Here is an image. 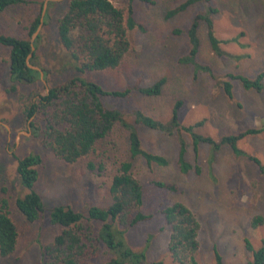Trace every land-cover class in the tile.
<instances>
[{
	"label": "rangeland",
	"instance_id": "rangeland-1",
	"mask_svg": "<svg viewBox=\"0 0 264 264\" xmlns=\"http://www.w3.org/2000/svg\"><path fill=\"white\" fill-rule=\"evenodd\" d=\"M26 1L0 11V32L26 36V24L41 3L43 7L45 4L42 15L46 23L38 29L41 37L35 62L47 70V76L30 84L17 83L12 89L7 72L8 48L0 46V199H7L9 215L18 228L16 248L8 256L0 255V264H39L41 246L60 230L49 221V210L67 205L86 212L90 205H107L116 167L119 161L130 158L127 132L116 125L87 156L66 162L42 143L39 124H31L34 116H24L22 110L27 104L44 95L50 86L77 74L95 80L105 89L131 87L125 97H106V105L125 113L144 149L168 160L166 165L158 166L140 157L131 159L133 174L143 185L142 211L154 215L126 232L129 245L134 249L144 247L148 263L161 260L169 264V228H162L165 221L159 209L180 201L200 221L198 238L204 261L213 260L216 248L224 264H246L250 252L244 238L254 245L264 238V130L238 139L236 152L228 143L214 148L200 140L195 145L190 132L182 128L166 131L146 127L135 122L134 113L139 110L168 122L175 102L181 100L177 111L180 126L202 120L200 126L194 127L195 132L217 142L225 135L263 126L264 92L244 89L238 79H230L228 74L253 78L264 70V0L198 1L173 14L169 11L185 0H111L123 10L125 19L129 5L133 7L136 25L128 32L129 50L117 67L84 74L69 67V55L56 38V20L67 0ZM207 4L215 11L207 12ZM199 13L211 19V31L220 40L221 54L212 50L210 28L203 18L196 32L198 50L191 56L187 32ZM161 77L165 82L157 95L136 89L151 86ZM227 79L232 85L231 96L222 84ZM181 142L184 159L199 165V173L194 169L180 171ZM27 154L41 157L33 189L40 194L44 210L34 222L27 221L14 204L16 197L28 191L16 172L18 160ZM89 161L94 168L88 167ZM153 179L174 183L178 190L157 187ZM255 215H262L263 222L253 227Z\"/></svg>",
	"mask_w": 264,
	"mask_h": 264
},
{
	"label": "trees",
	"instance_id": "trees-1",
	"mask_svg": "<svg viewBox=\"0 0 264 264\" xmlns=\"http://www.w3.org/2000/svg\"><path fill=\"white\" fill-rule=\"evenodd\" d=\"M198 1L208 3L210 0H185L169 11V14ZM21 3L25 4L27 1L0 0V11ZM206 8L207 12L215 11L209 4ZM42 9L41 3L38 12L26 24V36L0 32V46L8 48L7 72L13 83L12 89L17 83L30 84L41 79L40 71L30 67L29 63L38 66L43 71V76H47V70L35 62L41 34L38 33L31 42V36L39 24L46 23ZM203 18L210 28L211 48L221 54L220 40L215 38L211 31V19L202 13L196 14L187 32L191 45L190 54L194 56L197 53V26ZM135 25L131 5L127 9L125 19L123 10L111 0H67L64 11L56 20V38L69 55V67L84 74L117 67L129 50L128 32ZM228 76L230 79H238L244 89L264 92V70L253 78L233 73ZM164 82L165 77H161L151 86H136V89L143 94L157 95ZM222 84L225 92L231 96V82L227 79ZM130 93L129 86L123 89H105L95 80L77 74L50 86L44 95L23 108L25 117L34 116L31 124H39L42 143L66 162H75L87 156L116 125L127 132L129 140L130 158L119 161L116 167L109 186L110 202L107 205H90L86 212L77 211L67 205H57L49 210V221L58 225L60 230L50 242L41 246L39 264H165L161 260L148 263L146 249H134L126 238V232L130 228L154 215L152 212L142 211L143 185L133 174L131 159L140 157L147 164L158 166L168 163L164 155L144 149L136 129L126 120L125 113L120 108L106 105L104 101L106 97L121 98ZM181 105V100L175 102L168 122L156 120L139 110L134 113L135 122L166 131L182 128L190 132L195 145L200 140L208 142L214 148L221 143H228L236 152L238 139L264 130V125L259 128H247L237 134L225 135L217 142L210 136L195 132L194 127L200 126L202 120L188 126H180L177 111ZM183 154L181 142L178 152L180 171L184 173L194 169L199 173L200 166L186 161ZM255 161L258 162L257 159ZM40 162L41 157L38 154H27L20 158L16 165L19 182L28 191L22 197H16L14 204L29 222L39 219L44 210L40 194L33 189L38 179ZM88 167L92 169L95 165L89 161ZM151 182L165 190H178L174 183L157 179ZM159 212L165 221L162 228H169V264H224L223 256L216 248L212 261L207 262L201 258L198 238L201 224L196 214L185 203L173 202L161 207ZM262 222V215H255L251 225L256 227ZM148 241L149 238L146 242ZM17 242V225L9 215L7 199L1 198L0 255H10ZM244 246L250 252L246 264H264V238L258 245H254L245 237Z\"/></svg>",
	"mask_w": 264,
	"mask_h": 264
},
{
	"label": "water",
	"instance_id": "water-1",
	"mask_svg": "<svg viewBox=\"0 0 264 264\" xmlns=\"http://www.w3.org/2000/svg\"><path fill=\"white\" fill-rule=\"evenodd\" d=\"M44 8H45V4H44V7H43V11H42V14L44 13ZM41 24H39L38 28L36 31L33 32L32 36H31V42L34 40V38L36 37V35L38 34V29L40 27ZM34 49V46L32 45V50ZM29 56H31V53L29 54ZM30 67H33V68H36L40 71V77L43 78V71L38 67V66H35V65H32V64H28Z\"/></svg>",
	"mask_w": 264,
	"mask_h": 264
}]
</instances>
